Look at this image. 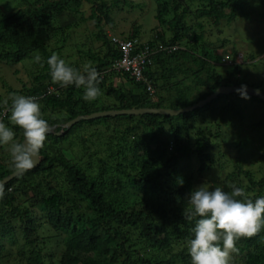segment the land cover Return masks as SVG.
<instances>
[{"label": "trees", "instance_id": "1", "mask_svg": "<svg viewBox=\"0 0 264 264\" xmlns=\"http://www.w3.org/2000/svg\"><path fill=\"white\" fill-rule=\"evenodd\" d=\"M247 1L155 0L154 17L160 30L155 28L151 39L141 40L137 27L122 31L128 33L123 38L113 33L116 24L109 14L123 0H0V63L30 64L32 68V85L13 92L35 97L42 118L49 126L59 125L46 135L39 151V166L0 187V264H45L47 255L41 242L52 237L61 239L58 264H191L187 248L195 221H186L183 213L195 172L187 167L194 158L198 161V174L219 165L208 152L205 131L210 127L196 124L213 113L226 118L232 110L239 118L225 123L229 124L227 127L219 124L214 136L221 137L232 128L242 132V107L232 103L228 108L220 99L235 96L248 106H260L261 115L264 100L250 94L243 99L232 93L176 116L124 114L81 120L67 130L60 125L79 115L104 110L189 107L228 85L252 86L264 92L263 80H235L218 73L216 59L203 38L205 24L215 26L221 20L247 18ZM85 6L90 8L89 16L84 15ZM13 7L15 10L10 12ZM88 19L94 20V38L99 43L94 45L96 52L89 54L94 64L88 68L97 70L100 81V95L91 103L82 99L83 86L53 83L46 63L63 48L71 29ZM106 25L110 26L108 31ZM119 41L132 42L133 54L147 50L142 68L146 81L114 67L122 56ZM233 52L232 60L236 62L238 51ZM36 56L40 62L35 61ZM247 58L253 61L250 74L264 79V55ZM244 64L234 63L232 74L241 73ZM68 65L79 71L78 65ZM114 77H120L121 84L115 86ZM184 84L189 88L184 90ZM174 88L177 94L170 97L169 91ZM10 106L11 98L3 100L0 96V122L13 128L14 142L22 143V132L8 120ZM248 126L259 132L264 119ZM91 128L96 131L92 138L104 143L106 155L93 157L88 136L83 135L77 136L80 142L75 143L87 160L72 159L71 149L67 147L70 153H66L64 145L70 147L78 131ZM110 129L112 136H107ZM191 131L195 133L194 143ZM253 139L251 133L239 136L235 146L248 149L253 147ZM11 173L10 146L2 145L0 180ZM239 173L257 189L251 197L245 193L247 197L264 196V178L256 181L249 170H242L240 162L226 179ZM33 208L43 213L45 221L35 224ZM43 232L51 234L42 237ZM234 251L243 254V264H264V228L239 239Z\"/></svg>", "mask_w": 264, "mask_h": 264}, {"label": "rangeland", "instance_id": "2", "mask_svg": "<svg viewBox=\"0 0 264 264\" xmlns=\"http://www.w3.org/2000/svg\"><path fill=\"white\" fill-rule=\"evenodd\" d=\"M123 1L124 2H122L119 7L113 9L109 14L111 19H113L116 24V26L112 28L113 33L123 38L127 36L128 33H123L122 31H130L133 27H137L140 32L139 37L141 40L151 39L155 35V28L160 30V27L157 25V21L154 17L156 13L155 0ZM244 7L247 13V18L237 17L231 21L225 19L221 20L220 23L215 26L205 24L206 34H204L203 38L205 42L209 44L208 49L212 57L216 59L218 73L223 76L227 75L231 78H235V80L244 79L254 82L261 80L264 81V79L250 74L252 71L250 63L253 61L247 58L249 55H254L258 59L264 55L262 54L264 52V0H249L245 3ZM14 10L15 9L13 7L9 11L11 12ZM89 14L90 8L85 6L84 15L89 16ZM106 28L108 31L110 26L106 25ZM218 29H223L224 31L219 34L217 32ZM95 31L96 26L94 25V20L88 19L79 22V24L69 32V39L63 48L60 51L55 52V54H58V56L62 58L66 64L78 65L79 72L83 74L88 66L94 64L89 54L90 52L95 53L96 51L94 45L99 44L94 38ZM226 38L229 40L224 44V46H222V41ZM233 51H238V54L236 55V62L232 60L234 58ZM241 62L245 63L240 69L241 73L238 72L232 74L234 63ZM31 71L32 68L30 64L10 66L4 62L0 63V96H2L3 100L11 98L12 94H16V92L13 91H19L23 87L28 88L32 85V76H30ZM120 80V77H114L112 83L117 86L121 84L122 81ZM188 83L189 81L185 82V84ZM185 84L182 85L185 88L184 90L189 88V86ZM179 87L182 88L181 84ZM169 92L170 97L177 94L175 88L171 89ZM220 100H222V103L226 104L228 108L232 103L233 105L235 104L242 107L241 110L245 116L243 120L245 130L241 132V130L236 131L235 128H232L230 132L220 135L221 137L214 136V134L216 135L218 131L219 124H221L220 126L224 125L227 127L229 124L225 123L236 122L237 118H239L236 113H234L235 111L232 110H229V112H227L228 116L223 119H220L217 113L209 115L210 117L208 116V118L203 119L204 121L200 118L196 125L202 127L207 125L210 127V129L205 131L207 136L206 143L209 145L208 152L213 155L214 160L217 159L219 165L214 164L213 166H209L210 170L204 172L203 174H198L196 173L198 170V161L195 158L191 160L189 164L190 167H186L195 173L190 188L191 190L187 193V198L192 190L201 185L210 189L220 187L225 191H231V185L239 184L245 189V193L248 196L251 197L256 194L257 189L250 186L248 179L244 174L239 173L232 179H226V175L234 171V165L238 164V162H240L242 170H249L256 181L264 178V127L260 128L259 132H253L252 128L250 129L248 126L249 124L255 123L259 119H264V114L261 115L260 113L262 112V108L260 106L257 108L248 106L245 101L237 99L235 96ZM122 122L126 123L127 121L124 120ZM97 127H102V125ZM93 129L94 128H91L90 131L86 132H83V130L80 132L78 131V134L74 137L75 141H73L71 146L69 147L68 144L64 145L66 153L69 154L70 151L68 149H71L72 153H70V157H73L72 159L76 158L79 160L83 159L84 161L87 160V156L83 155L84 152L81 150L80 146H77V143L80 142L78 137H83V135L88 136L87 145L90 147L89 150H91L93 157H102L106 155L107 152L105 151V148H103L104 143L92 138V135L96 132ZM111 131L112 130L110 129L107 133L105 132L106 135L112 136ZM249 133H251L252 136L254 135L252 142L253 147L239 150L235 146L238 141V137H245ZM190 135L191 142L194 143L196 138L194 131H191ZM113 136H117V134L114 133ZM91 139L92 142H90ZM95 149H97L96 152H94ZM94 161L91 163L95 166ZM262 194L264 195V189ZM81 209H84L83 205H81ZM33 218L36 225L45 221L43 213L36 208H33ZM17 230L18 233H20V229L18 228ZM50 234L51 233L43 232L41 236L45 237V235ZM43 242H41L43 253L47 255L45 264H58V259L62 253V249L60 248L62 245L60 237H52L49 240H43ZM14 255L17 254L14 253ZM242 256L243 254L241 253L231 251L229 254V264H243L241 263ZM21 263L23 264V262ZM6 264H15V262L11 261Z\"/></svg>", "mask_w": 264, "mask_h": 264}, {"label": "clouds", "instance_id": "3", "mask_svg": "<svg viewBox=\"0 0 264 264\" xmlns=\"http://www.w3.org/2000/svg\"><path fill=\"white\" fill-rule=\"evenodd\" d=\"M40 59L35 57L36 62ZM46 63L53 83L62 87L83 86L85 102H94L100 95L95 68L89 67L81 74L56 54ZM237 93L243 99L249 98L246 85L237 89ZM8 120L22 132L23 142H14L13 128L0 122V146H10L11 169L15 175H23L36 167L49 124L42 118L35 97L16 94L11 96ZM183 215L186 221H195L187 248L191 264H229V254L236 249V242L264 227V196L249 198L245 189L235 184L231 185V191L201 185L190 192Z\"/></svg>", "mask_w": 264, "mask_h": 264}, {"label": "water", "instance_id": "4", "mask_svg": "<svg viewBox=\"0 0 264 264\" xmlns=\"http://www.w3.org/2000/svg\"><path fill=\"white\" fill-rule=\"evenodd\" d=\"M237 89H241L240 85H228V86H222L219 87L214 93L206 97L205 99L199 101L197 104L189 107H184L180 109H169V108H150V107H143V108H131V109H120V110H104V111H98L91 113L89 115H79L75 117L74 119L68 121L65 124H61L60 127L62 129H69L74 124L81 120H91L101 117H107V116H117V115H140V114H160V115H171L176 116L182 113L190 112L198 107H201L205 105L206 103L211 102L212 100L216 99L219 95H229L232 93H237ZM246 92L247 94L254 95L262 100H264V92L259 89L252 86H246ZM59 125L49 126V132L53 133L55 128H57ZM62 131L56 132V134H61ZM23 142V141H22ZM41 162V158L39 157L37 166H39ZM18 175H15L14 173H11L0 180V187L16 177Z\"/></svg>", "mask_w": 264, "mask_h": 264}, {"label": "built area", "instance_id": "5", "mask_svg": "<svg viewBox=\"0 0 264 264\" xmlns=\"http://www.w3.org/2000/svg\"><path fill=\"white\" fill-rule=\"evenodd\" d=\"M113 41L117 42L116 38H113ZM120 47L122 50V56L118 60L114 67L118 70L122 69L130 72L138 80L146 81L142 73L143 65L145 64V58L148 56L147 50L138 51V53L133 54V44L129 41H119ZM150 89V86L148 85Z\"/></svg>", "mask_w": 264, "mask_h": 264}]
</instances>
